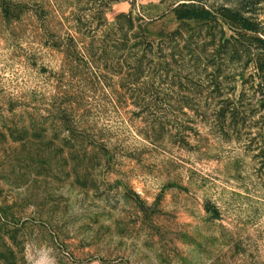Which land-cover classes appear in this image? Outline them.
<instances>
[{"label":"rangeland","instance_id":"obj_1","mask_svg":"<svg viewBox=\"0 0 264 264\" xmlns=\"http://www.w3.org/2000/svg\"><path fill=\"white\" fill-rule=\"evenodd\" d=\"M263 72L264 0H0V264H264Z\"/></svg>","mask_w":264,"mask_h":264},{"label":"trees","instance_id":"obj_2","mask_svg":"<svg viewBox=\"0 0 264 264\" xmlns=\"http://www.w3.org/2000/svg\"><path fill=\"white\" fill-rule=\"evenodd\" d=\"M210 16H211V11H209L208 9L200 8V7H196V6H189L186 3L182 4L180 9H178V18L179 19H193V18H195V19L204 20V19H209ZM245 24L250 25L251 23L249 21H246ZM248 28L251 29V27H248ZM260 40H262V39H260ZM259 68H260V70L263 71V65H260ZM261 87H262V91L264 94V72L262 75Z\"/></svg>","mask_w":264,"mask_h":264}]
</instances>
